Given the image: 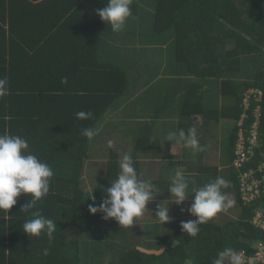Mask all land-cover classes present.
<instances>
[{
    "label": "trees",
    "instance_id": "16d2710c",
    "mask_svg": "<svg viewBox=\"0 0 264 264\" xmlns=\"http://www.w3.org/2000/svg\"><path fill=\"white\" fill-rule=\"evenodd\" d=\"M31 1L54 2L56 5L41 30L33 26L35 7H26L32 6ZM207 1L154 0L155 34L163 35L173 30L179 56L189 49L191 53L201 52V60L207 61L205 55L209 50L225 43L221 36L223 31L217 25L224 17L240 33H244V37L237 35L248 46L247 52L257 48L252 46L253 43L264 47V0H214L217 7L213 12L205 8ZM107 4L108 0H0V20L6 25L8 15L11 17L8 28L0 23V78L7 77L9 81V94L0 99V134L7 132L26 139L29 152L50 165L54 172L49 194L34 208L20 211L21 206L31 203L32 199L29 194H21L17 198L18 203L8 213L0 211V264L88 263H82L80 240L87 223L102 220L103 214L92 215L89 212L81 186V173L90 151V141L82 135V129H97L106 120L115 102L129 89V76L125 70L104 66L99 61L98 37L107 24L96 9H104ZM197 8L207 10V15L201 17ZM131 9L133 16L129 18L138 17L139 5L132 2ZM37 32H41V39H34ZM45 37L50 38L42 40ZM23 46L37 52L31 55L25 53L27 51ZM229 60L230 68L222 82V90L225 95L236 99L234 118L239 121L244 110L245 93L242 95L241 92L251 90V87L264 91V86L257 84L262 79L264 81V77L259 79L257 75L243 72L236 56ZM64 78H67V84L61 82ZM79 111H90L93 118L77 119ZM253 122L251 118L245 126ZM130 138L136 140L133 135ZM142 138H138V146L147 149L152 140L149 131L143 133ZM237 139L235 125L230 139L233 149L231 174L226 177L233 183L237 204L243 211L237 226L229 224L226 219L219 223L201 224L196 237L185 233L175 247H164L158 253L135 247L121 255L106 243L97 249V244L92 241V253L86 258H94L99 253L106 258L104 264H186V261L211 264L217 253L225 248H232L238 253L247 250L253 254L252 244L264 240V233L253 223L254 212L264 197L245 205L241 179L250 166L242 169L233 166ZM263 156L264 98L261 103L260 145L255 161L259 162ZM119 159L120 150L111 149L106 162L107 176L111 180L117 178ZM139 168L140 164L136 162L140 177ZM217 170L204 169L206 174ZM34 212L57 224L51 241L46 234L30 237L24 233L23 224L33 218ZM97 232L104 240L100 230L93 231V239ZM240 237H246L247 242L237 246L235 241ZM45 249L48 255L44 254Z\"/></svg>",
    "mask_w": 264,
    "mask_h": 264
},
{
    "label": "crops",
    "instance_id": "0c3cea01",
    "mask_svg": "<svg viewBox=\"0 0 264 264\" xmlns=\"http://www.w3.org/2000/svg\"><path fill=\"white\" fill-rule=\"evenodd\" d=\"M138 1L132 0L133 3L139 5L138 17L128 18L125 29L118 32V36L123 37L124 52H130L135 58L136 66L146 74L147 83L144 88L140 87L133 91L138 85L128 74L129 89L126 94L132 91L130 92L131 96L124 100H121L124 96L118 99L111 108L106 120L119 122V125L115 122L116 125L114 126L116 127L114 134L118 136L116 145H119L122 141L123 135L128 137L133 135L136 138L135 143L131 140L132 146L130 142L129 144H121L122 147L117 146L114 148L120 150V159L126 153L131 154L134 161L140 164V179L150 180L154 184H158L161 194L157 196L155 201L149 202L147 206L149 211L146 210L143 216L137 218L136 224L132 226L121 227L114 219H102L97 221L96 224L87 223L80 240V247L86 249L84 254L87 252L92 253L91 247L93 245L91 246V243L93 241V244H95L97 241L95 238L93 239V231L96 232V230L102 232L104 240L112 239L116 242L111 248L121 255L135 247L152 252L158 249L161 250L164 247H175L185 235L181 228V221L197 219L187 211L195 195L191 193V189L193 187L200 188L214 182L217 177L228 176L232 165L233 149L230 147V139L235 130L236 119L234 115L236 110L234 107L237 102L233 97L225 95L222 90V82L225 81L230 68L228 67L229 58L238 57L240 60L238 65L241 66L243 72L257 75L259 79L264 77V47L253 43L252 46L257 48L251 49L250 47L251 53L247 52L248 46L246 43H242L239 35H237L241 34L240 36L244 37V33H240L236 27L228 23L226 18L223 17L220 22H217L219 29L223 31L221 36L222 39H225V43L218 46V48H212L211 46L212 49L209 50L207 56L205 55L207 61H202L201 52L198 54L196 52L191 53L189 49L187 53L179 56L174 45L175 33L173 30L164 33L170 35L164 47L154 42L148 43V36L155 35L156 3L152 0L154 4L149 6L152 9H148L145 0ZM30 3H32V6L26 7H35L36 9L32 18L33 26L41 30L47 24L48 16L56 5L54 2L31 1ZM39 4L44 6H39ZM216 7L217 3L214 0L206 2L205 8H208V10L213 12ZM142 9H148L146 11H149L146 18H141ZM197 10L201 17L207 15V10L199 8ZM9 12L11 13V11ZM9 12L7 13L9 14ZM8 17L10 20L11 17L9 15ZM9 20L6 25L1 20L0 23L8 28ZM105 31L106 28L98 37L99 61L104 66L120 68L111 63L113 57L107 54L108 46L114 40L102 44ZM40 33L37 32L38 35L34 39H41ZM132 34L135 35L132 37ZM47 38L50 37H45L42 40H47ZM245 38L250 40L248 37ZM23 47L27 51L25 53L30 55L37 52V50H31L29 47ZM193 48L195 49V47ZM49 51L47 50L48 54ZM148 71L149 74L147 75ZM257 84L260 87L264 86L263 79ZM247 90L241 92V94L243 95ZM127 110H130V112L127 113ZM119 115L120 118H118ZM120 127H122L121 131H119ZM191 127L197 129L199 143L204 146L205 151L194 153L192 149L186 148L182 144L177 145L174 141H167L166 138L170 132H179L183 129L187 133V130ZM125 128L130 131L129 135L125 132ZM147 131H149L152 140L150 139V146L144 149L138 146L140 141L138 138H142V134ZM228 132L230 134L224 140L223 137ZM99 133H101L100 130H98L97 135ZM137 133L141 135H136ZM112 136L114 135L112 134ZM94 138L89 142L90 151L91 142H99ZM225 145L226 147H224ZM114 148H110V150ZM90 151L81 173V186L82 189L83 185L86 186L83 191L86 198L89 199V204L99 205L106 196L105 189L111 186V182L106 181L108 179L106 167L108 157L106 161L98 163L89 160ZM211 153H216L218 156H212ZM229 162L231 165L228 167ZM100 164L104 165L100 166ZM102 167L105 168V183L100 184L98 180L101 179L102 172H99L98 169H102ZM206 168H216L218 170L206 174L204 171ZM180 169L183 170L184 175L189 180V194L192 195L182 205H176L172 204L174 203V197L170 196L168 189L173 182L176 171ZM92 196L95 197V201L91 198ZM163 201L166 206H170V216L172 217V220L165 224L155 220L157 204ZM106 244L110 246L109 243ZM96 247L99 249V246L96 245Z\"/></svg>",
    "mask_w": 264,
    "mask_h": 264
},
{
    "label": "clouds",
    "instance_id": "9594fccd",
    "mask_svg": "<svg viewBox=\"0 0 264 264\" xmlns=\"http://www.w3.org/2000/svg\"><path fill=\"white\" fill-rule=\"evenodd\" d=\"M131 4L132 0H108L107 7L96 9V12L107 25H111L114 33H118L125 29L128 18L133 16ZM61 82L67 84V78ZM8 84L7 77L0 78V99L9 94ZM76 117L81 120L92 119L93 113L79 111ZM97 134L98 130L94 128L82 129V135L89 141ZM166 139L174 141L177 145L182 144L194 153L205 151L204 146L199 143L195 127L189 128L187 133L183 129L179 132L172 131ZM108 146L114 148V143L109 141ZM118 165L117 178L111 180V186L105 189V198L99 205L89 204L88 209L92 215L102 213L104 220L114 219L121 227H128L136 224L137 218L148 210L149 202L155 201L161 192L158 184L140 179L131 154H124L122 159L118 160ZM53 175L50 165L29 152L26 139L7 132L0 134V211L8 213L18 203L17 198L21 194H29L32 199L31 203L22 205L20 211L26 212L34 208L38 201L49 194ZM228 184L226 179L217 177L214 182L191 189V193L195 195L187 211L197 219L181 221L184 233L196 237L200 231L199 225L207 223L218 213H226L234 206L235 201L229 199L222 191ZM168 192L174 197L172 204L176 205H182L192 195L189 194V180L182 169L176 171ZM91 198L95 201L94 196ZM32 217L23 224L24 233L30 237L46 234L51 241L57 224L39 212L32 213ZM155 220L162 224L172 220L170 206H166L164 201L157 204ZM44 254L48 255L47 249ZM226 261L228 264H243L242 254L232 248H225L217 253L211 264H226ZM186 264H191V261H186Z\"/></svg>",
    "mask_w": 264,
    "mask_h": 264
},
{
    "label": "rangeland",
    "instance_id": "374dc122",
    "mask_svg": "<svg viewBox=\"0 0 264 264\" xmlns=\"http://www.w3.org/2000/svg\"><path fill=\"white\" fill-rule=\"evenodd\" d=\"M145 3H146V8H148L151 4H154L152 0H145ZM148 9H152V7H149ZM148 9H142L141 10L142 11L141 18L147 17V14H149V11H146V10H148ZM143 10H145L146 12H144ZM153 12H151V13L153 14ZM105 32H106L105 34L103 33L102 44L104 42L108 43V42H111V40H114L112 43H110V45L108 46V49H107V54H109L110 56L113 57V60H111V63L122 68V69H124V70H126L128 72V74L137 82L138 87L133 91H136L140 87L144 88V86H146V83H147L146 74L144 72H142L138 66H136L135 58L133 57V55H131L130 52H124V50H123V43H124L123 37L118 36V33H114L111 30L110 24L107 25ZM133 35H135V34H132V37H133ZM169 36H170L169 34H167V35L166 34H164V35H156L155 34L152 36L150 35V36H148V43L154 42L157 45L164 47L165 43L167 42V38H169ZM149 71L147 72V75L149 74ZM130 92H132V91H130ZM130 92L128 94H126L121 100L129 98L131 96ZM129 112H130V110H127V113H129ZM118 118H120V115L118 116ZM114 122L119 123L117 121L106 120L105 123H103L102 125H99L97 127L98 130L101 131V133H99V135H96L94 140L97 139L99 142H95V141L91 142V151H90L91 156L89 157V160H93V161L98 162V163H102V162L106 161V159L110 153V147L107 145V141L111 140L114 143V147H117V146L122 147L123 145H121V144H124V143L129 144L130 142H131V146H132L133 145L132 141L134 143L136 142L135 139L130 138L131 136L128 137V136L123 135L122 141L119 143V145H116L117 144L116 139L118 136H116L114 134L115 130H116V127H114L116 123H114ZM121 128L122 127L119 128V131H121ZM124 130H125V132H127L128 135L130 134V131H127L126 128ZM112 134L114 136H112ZM228 134H230V133L228 132L223 137L224 140L227 139ZM224 147H226V145ZM125 149H126V147H125ZM215 155H217V154L216 153L212 154V156H215ZM225 164H226V161H225ZM103 165L104 164H100V166H103ZM227 165L229 167L231 165L230 162ZM230 169H229V174H231ZM98 171L102 172V177L98 181H100V184H103V183H105V174H104L105 168H103V167H102V169L99 168ZM96 178H97V175L95 177V180H96ZM223 178L229 182V180L225 177V175H223ZM106 181L111 182V178L106 179ZM83 189H86L85 185H83ZM222 191L224 192V194L229 199L234 200L235 204L226 213L225 212L218 213L214 218L210 219L208 222L219 223V222H223L226 219L229 224L237 226V223L242 218V212L243 211H242V208L237 204L236 196H235L236 190L234 189V185L231 182V180H230V184H228V187L223 189ZM86 203L89 205V199H87V198H86ZM96 222L97 221H93L92 223L96 224ZM94 237L97 240L96 241L97 246H101V244H103V243H109V245H110L109 248L112 249L111 247L116 243L112 239L102 240L100 232L95 233ZM139 239H141V238H139ZM245 241L247 242L246 237H240V238L236 239L235 245L240 246ZM85 250L86 249L84 247H82V246L80 247V255H81L82 263H85L88 261V263H86V264H104L106 262V258L99 255V253L94 258H91V257L86 258V257H88L86 255L89 254V252L84 254ZM142 250H144V249H142ZM103 251H105V249H103ZM145 251H147V250H145ZM150 252H152V251H150ZM153 252L158 253V252H160V249L154 250Z\"/></svg>",
    "mask_w": 264,
    "mask_h": 264
},
{
    "label": "built area",
    "instance_id": "2783aa9c",
    "mask_svg": "<svg viewBox=\"0 0 264 264\" xmlns=\"http://www.w3.org/2000/svg\"><path fill=\"white\" fill-rule=\"evenodd\" d=\"M264 91L261 89L248 90L243 97V114L235 125L238 129V139L234 149L233 166L242 169L250 166L241 179L242 198L245 205L255 202L264 197V156L256 162V150L260 145L261 126V103L263 102ZM253 103L255 106L253 107ZM254 120L250 126L245 123ZM253 223L257 229L264 233V201L255 210ZM253 254L247 250L240 252L243 264H264V240L252 244Z\"/></svg>",
    "mask_w": 264,
    "mask_h": 264
}]
</instances>
